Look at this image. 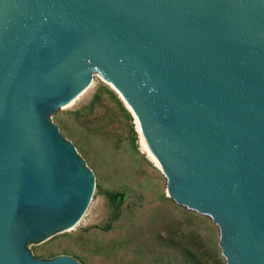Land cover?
<instances>
[{
	"label": "water",
	"instance_id": "obj_1",
	"mask_svg": "<svg viewBox=\"0 0 264 264\" xmlns=\"http://www.w3.org/2000/svg\"><path fill=\"white\" fill-rule=\"evenodd\" d=\"M93 73L224 264H264V0H0V264H79L27 246L89 204L94 174L51 116Z\"/></svg>",
	"mask_w": 264,
	"mask_h": 264
},
{
	"label": "rangeland",
	"instance_id": "obj_2",
	"mask_svg": "<svg viewBox=\"0 0 264 264\" xmlns=\"http://www.w3.org/2000/svg\"><path fill=\"white\" fill-rule=\"evenodd\" d=\"M72 100L51 121L92 170L94 189L73 228L28 244L33 256L66 255L79 264H222L216 226L168 198L136 118L113 87L93 73ZM116 193L123 199L111 202L108 195Z\"/></svg>",
	"mask_w": 264,
	"mask_h": 264
},
{
	"label": "bare ground",
	"instance_id": "obj_3",
	"mask_svg": "<svg viewBox=\"0 0 264 264\" xmlns=\"http://www.w3.org/2000/svg\"><path fill=\"white\" fill-rule=\"evenodd\" d=\"M122 99V98H121ZM74 100H71V103L73 102ZM70 103V104H71ZM124 104L126 105V103L124 102ZM126 107H127V109H129V111H130V108L128 107V105H126ZM134 116V115H133ZM135 117V116H134ZM136 118V117H135ZM136 124H137V128H138V130H139V132H140V135H141V139H142V143H143V146H144V148L146 149V151L148 152V154H149V156H150V158L155 162V164L160 168V166H159V163L157 162V160L153 157V155L150 153V151H149V149H148V147H147V145H146V143H145V141H144V139H143V136H142V134H141V131H140V128H139V124H138V122H137V119H136Z\"/></svg>",
	"mask_w": 264,
	"mask_h": 264
},
{
	"label": "trees",
	"instance_id": "obj_4",
	"mask_svg": "<svg viewBox=\"0 0 264 264\" xmlns=\"http://www.w3.org/2000/svg\"><path fill=\"white\" fill-rule=\"evenodd\" d=\"M108 199H109L111 202H115L116 200L121 201V200L123 199V194H121V193L109 194V195H108ZM216 263H217V261H216ZM218 264H219V263H218ZM222 264H224V263L222 262Z\"/></svg>",
	"mask_w": 264,
	"mask_h": 264
}]
</instances>
